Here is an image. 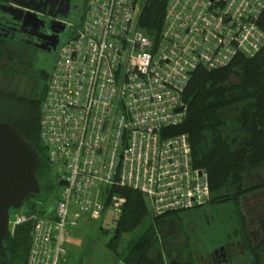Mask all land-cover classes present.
<instances>
[{
    "label": "built area",
    "instance_id": "2783aa9c",
    "mask_svg": "<svg viewBox=\"0 0 264 264\" xmlns=\"http://www.w3.org/2000/svg\"><path fill=\"white\" fill-rule=\"evenodd\" d=\"M144 2L87 0L58 48L39 131L56 204L49 213L38 204L44 214L23 206L10 217V233L31 224L27 264H68L69 228L100 219L107 207L123 212L114 188L141 192L157 216L212 197L189 135L174 128L197 69L263 50L264 0H168L157 37L139 25Z\"/></svg>",
    "mask_w": 264,
    "mask_h": 264
},
{
    "label": "trees",
    "instance_id": "16d2710c",
    "mask_svg": "<svg viewBox=\"0 0 264 264\" xmlns=\"http://www.w3.org/2000/svg\"><path fill=\"white\" fill-rule=\"evenodd\" d=\"M168 0H145L141 15L139 17L140 27L150 36L157 37L160 34L166 4ZM1 53V52H0ZM244 66L243 86L252 87V92L243 94L239 101L254 99L252 108L248 106L242 122L250 124V136L247 145L248 150H234L229 144V136H224L220 131L222 125L223 107H232L231 88L232 84L224 83L227 78L225 74L233 64ZM48 80V79H47ZM46 80V87H47ZM42 95L33 96V92L21 93L16 86L13 77L6 75L0 82V122H9L20 130L38 149L42 164L38 169V175L42 183L41 193L29 198L24 206L32 211L45 213L39 210L38 204L47 203L52 199L54 185L50 180V166L47 161V147L40 140V118L41 106L46 92ZM187 106L184 121L174 128L175 132H185L189 135L192 144V157L194 165L207 170L211 183V190H222L228 186L234 194L227 193L226 199L235 203L239 209L242 196L247 191H253L256 186L246 185L241 182L242 172L254 166L249 162H260L264 160V48L254 57L238 56L228 66L207 70L197 69L189 82L184 94ZM237 101V100H236ZM238 102V101H237ZM206 131L210 135L209 149L202 152L196 150V145L202 143V134ZM41 177H44L41 178ZM43 179V180H42ZM233 186V188L231 187ZM125 199L123 212L117 218L116 229H119L117 239L123 232L134 231L151 214L149 200L139 191L130 188H114ZM219 191V192H220ZM184 211L170 212L158 216L159 224L164 218L177 216ZM262 245H264V221L262 223ZM31 224L26 223L16 227L10 233L6 242L5 256L9 264H27L29 248L31 244ZM241 233V232H238ZM244 233V243L253 253V258L246 264H263L259 254L261 245L255 246L247 231ZM111 243V242H110ZM109 243V246H110ZM115 251V247L110 246ZM116 252V251H115ZM126 264H166L162 249L158 244L156 234L153 230L145 234L136 242L133 251L124 258Z\"/></svg>",
    "mask_w": 264,
    "mask_h": 264
},
{
    "label": "rangeland",
    "instance_id": "374dc122",
    "mask_svg": "<svg viewBox=\"0 0 264 264\" xmlns=\"http://www.w3.org/2000/svg\"><path fill=\"white\" fill-rule=\"evenodd\" d=\"M83 9L77 13V18L83 19L86 11L87 0H84ZM83 4V3H82ZM71 31H69L70 33ZM68 34V31H67ZM69 35V34H68ZM66 37L63 39L65 40ZM2 52V51H0ZM21 55L16 57L9 54L0 53V82L6 75L12 78L16 83L17 89L21 93L33 92V96L39 97L45 90L46 80L53 70L57 60V53L49 51H29L23 50ZM242 64L235 63L226 69L227 78L224 83L232 84L231 92L232 107H223L221 133L229 136V144L234 150H248V138L250 136V124H245L242 119L245 117V110L249 106L250 110L254 99L239 101L243 94L252 92V87L243 86V69ZM238 102H237V101ZM244 120V119H243ZM202 143L196 145V150L200 153L204 149H209L210 135L206 131L202 134ZM254 166L247 168L242 172L241 182L246 185L264 182V160L260 162H249ZM233 188V186H231ZM259 187L257 191L264 189ZM58 191V189L56 190ZM213 190V195L208 203L198 208L184 211L177 216L164 218V222L159 224L158 216L155 209L150 208L151 214L134 230L125 231L117 239H112L115 235L117 218L111 207H107L100 219L89 220L82 218L79 226L69 228V235L66 238V247L69 251L68 264H126L124 258L133 251L137 241L145 234L153 230L156 234L158 244L166 264H171L173 257L168 254L177 250L183 252V257L187 255L189 259L197 260L200 255H208L213 249L228 242H237L240 240V233L236 231V212L238 207L229 199H226L227 193L234 194L228 186H224L223 191ZM253 191H247L246 196L249 198L248 204L244 205L241 201L239 209L242 213L248 214L253 203ZM245 196V195H243ZM242 196V197H243ZM264 204V195L258 196ZM56 204V193H53L52 199L39 208H43L49 213ZM264 211V208L261 212ZM248 217L249 214L247 215ZM255 225H252L254 228ZM111 242V243H110ZM114 246L115 251L109 246ZM237 261H251L247 252H242L241 246L235 248ZM243 254V255H242ZM197 264V262H194Z\"/></svg>",
    "mask_w": 264,
    "mask_h": 264
},
{
    "label": "flooded vegetation",
    "instance_id": "af4514ba",
    "mask_svg": "<svg viewBox=\"0 0 264 264\" xmlns=\"http://www.w3.org/2000/svg\"><path fill=\"white\" fill-rule=\"evenodd\" d=\"M16 2H23L38 8L40 11L36 12L37 16L29 14L25 18L24 11L27 9ZM84 2V0H53L52 3H47V0H0L1 53L14 57L15 55L16 57L21 55L20 53L23 50H41L57 53L63 39L66 35L68 37L71 34L69 33V24L74 22L73 20L77 18V13L82 11ZM27 19L30 20V23H27ZM59 22L61 25L63 23L65 27L61 28ZM41 178L44 179V177ZM250 186L257 187L253 190L252 195V197L256 198L255 203L248 210L250 217L246 213L243 215L236 213L235 216L237 224L235 230L241 232L240 240L237 242L226 241L225 244L213 249L208 255H200L197 260L189 259L187 255L183 257V252L175 250L168 254V257H173L171 264H195V261L197 264H246L249 261H240L238 263L237 251H235V248L241 246L242 252H247L248 256L253 258V253L244 243L243 232L245 231L251 236L252 243L255 246L261 245L259 254L264 264V245L261 243L263 237L261 226L264 221V211L261 212V210L264 208V204L262 205V199L258 198L260 195L263 196L264 192L257 191L259 187L264 189V182L253 183ZM248 200L249 198L245 194L242 197V203L247 205ZM252 225H255L254 228H252Z\"/></svg>",
    "mask_w": 264,
    "mask_h": 264
},
{
    "label": "water",
    "instance_id": "95a60500",
    "mask_svg": "<svg viewBox=\"0 0 264 264\" xmlns=\"http://www.w3.org/2000/svg\"><path fill=\"white\" fill-rule=\"evenodd\" d=\"M52 1L47 0V3ZM16 3L27 9L24 11L25 18L40 11L23 2ZM29 21L27 19V23ZM59 24L61 28L65 27L63 23ZM176 111L182 112L184 107ZM41 164L42 159L36 146L11 123L0 122V264H9L5 251L10 235L11 213L22 208L29 198L38 196L42 191L37 173ZM118 233L119 229H116L115 237Z\"/></svg>",
    "mask_w": 264,
    "mask_h": 264
}]
</instances>
